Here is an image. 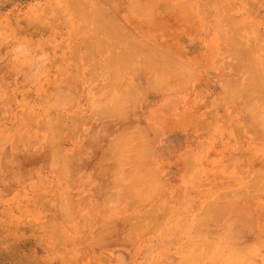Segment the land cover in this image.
Instances as JSON below:
<instances>
[{
    "label": "crops",
    "instance_id": "0c3cea01",
    "mask_svg": "<svg viewBox=\"0 0 264 264\" xmlns=\"http://www.w3.org/2000/svg\"><path fill=\"white\" fill-rule=\"evenodd\" d=\"M168 1H111L143 49L129 106L65 125L63 176H8L0 123V264H264V45L221 42L198 1ZM240 1L264 39V0ZM111 2L80 4L103 20Z\"/></svg>",
    "mask_w": 264,
    "mask_h": 264
},
{
    "label": "rangeland",
    "instance_id": "374dc122",
    "mask_svg": "<svg viewBox=\"0 0 264 264\" xmlns=\"http://www.w3.org/2000/svg\"><path fill=\"white\" fill-rule=\"evenodd\" d=\"M11 1L0 10L7 12L0 19V123L8 127L7 175L63 176L65 125L75 135L81 112L104 103L128 107V96H122L132 91L129 70L143 49L112 19L117 9L112 0H104L111 3L99 9L103 20H96L94 7L81 0ZM121 1L128 12V0ZM196 1L206 16L203 23L219 33L221 42L228 38L233 45H264L240 0ZM168 2V10L179 16V0ZM117 30L123 34L113 36ZM3 132L0 125V136ZM78 134L72 148L77 154ZM86 165L78 158L73 168L86 172Z\"/></svg>",
    "mask_w": 264,
    "mask_h": 264
},
{
    "label": "bare ground",
    "instance_id": "6f19581e",
    "mask_svg": "<svg viewBox=\"0 0 264 264\" xmlns=\"http://www.w3.org/2000/svg\"><path fill=\"white\" fill-rule=\"evenodd\" d=\"M112 120H113V119H112ZM115 122H116V121H115ZM115 122H114V123H115ZM101 125H102V123H101ZM109 125L111 126V124H109ZM110 126H109V128H110ZM107 127H108V125H107ZM109 128H108V129H109Z\"/></svg>",
    "mask_w": 264,
    "mask_h": 264
}]
</instances>
